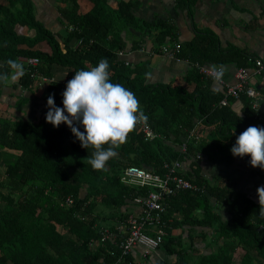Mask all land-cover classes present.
<instances>
[{
  "label": "trees",
  "instance_id": "16d2710c",
  "mask_svg": "<svg viewBox=\"0 0 264 264\" xmlns=\"http://www.w3.org/2000/svg\"><path fill=\"white\" fill-rule=\"evenodd\" d=\"M6 1L7 5L0 4V75L7 79L0 81V97L5 87L19 94H33L41 85L33 74L51 77L59 66L65 76L47 84L44 102L52 94L55 105L62 107L61 93L75 72L107 59L111 82L122 84L135 94L156 136L152 140L146 138L137 124L127 142L116 150L117 155L97 171L87 163L93 150L82 148L67 125L61 123L54 128L47 123L46 113L36 119L0 116V164L5 166L4 172L0 171V264H144L145 260L136 262L132 254L121 257L111 239L102 242L100 228L108 227L116 233L119 219L126 230V220L132 212L129 208L137 206L135 199L150 190L124 184L121 177L126 167L138 166L161 175L168 171L165 164L171 166L176 161L182 164L177 174L202 191H178L165 200L164 221L168 220V225L163 250L176 256L175 264H192L182 237L170 229L185 225L207 227L218 221L214 238L223 243L217 244L219 252L202 262L219 264L223 257L221 264H230L232 257L224 252L230 248L227 240H231L244 250L240 254L242 264H264V227L259 228L264 226V216L260 214L264 202L257 204L237 191L234 179L213 184L201 174L199 165L204 156L222 168L238 167L239 162L250 166V157H234L230 148L247 127L264 124L258 123L256 112L244 96L238 99L239 112L233 98L221 106L224 89L212 87V79L200 75L195 67L200 64L223 69L235 65L250 71L255 69L258 58L231 46L223 47L217 35L206 31L195 30L191 40L180 41L178 30L167 18L156 17L149 22L138 19L137 0H122L114 7L107 0H92L93 7L86 13H80L76 0H56L62 8L61 20L69 31L66 40L37 22L32 0ZM175 1L181 9L190 7L186 0ZM20 24L35 34H17L15 26ZM147 36L155 52L162 53V45L177 46L175 56L190 63L184 77L187 86L152 82L149 59L125 63L117 54L120 50L144 47ZM42 41L50 52L37 48ZM25 58H38V66L30 68L21 62ZM8 60H15L24 68V74H19L11 85L8 82L16 71L7 64ZM27 100L22 94L16 109L22 112ZM198 123L199 132L193 133L191 130ZM201 124L209 131V139H201ZM185 141L186 150L182 151L180 145ZM198 154H202L200 159ZM66 197L73 198L69 206L61 205ZM223 206L232 216L229 221H222L219 215ZM174 212L182 219L169 218ZM60 226L63 232L59 231ZM253 250L257 252L255 258Z\"/></svg>",
  "mask_w": 264,
  "mask_h": 264
},
{
  "label": "crops",
  "instance_id": "0c3cea01",
  "mask_svg": "<svg viewBox=\"0 0 264 264\" xmlns=\"http://www.w3.org/2000/svg\"><path fill=\"white\" fill-rule=\"evenodd\" d=\"M122 0H107L111 6H116ZM127 1V0H124ZM189 8H179L175 0H137L138 4L135 9V15L143 21H151L156 17L167 18L172 22L178 30L180 41L191 40L195 35V30L201 32L214 33L218 36L223 47H234L250 53L253 57L264 61V0H186ZM34 15L39 24L45 28H50L60 34L62 40H66L69 36V31L61 20V6L56 0H32ZM79 6L80 13H86L93 7L92 0H76ZM0 4L7 5L6 0H0ZM15 31L19 35L33 36L35 31L29 29L27 25H16ZM144 47L127 51L122 57L128 62L140 63L150 60V80L152 82L186 85L185 75L186 68L190 65L186 61H175L169 59L165 55L153 50V43L149 36L146 38ZM132 42L131 37L128 39ZM131 44V43H129ZM37 48L50 52V47L45 41L39 42ZM24 62V59H21ZM251 74V85L255 88L264 89V79L261 75L256 74L254 70L249 69ZM236 66L227 65L222 69L224 79L233 84L235 82ZM54 79H62L65 76L64 69L55 67ZM10 77L8 85L17 81L19 74ZM52 77V76H51ZM213 81V80H212ZM50 83V82H49ZM48 83V84H49ZM215 89H223L221 85L215 81L212 82ZM47 83H43L33 90V94L28 91L15 92L11 87H5L0 97V116L7 118H18L22 115L29 119L41 118L46 113V104L44 102ZM190 85H188L189 87ZM191 87V86H190ZM24 94L27 97V102L24 103L22 112L15 107L17 100ZM234 108L237 112L241 109L240 100H236ZM258 123L264 124V105H262L256 113ZM202 125V124H201ZM203 128V125H202ZM201 139H209V131L204 127L201 131ZM215 138L212 137V139ZM201 174L210 180L213 184L219 185L220 180L234 179L236 181V189L240 191L257 204L264 202V195L257 194V189L264 187V171L259 167L253 168L245 165L242 162L234 165V167L222 168L213 164L210 160L203 156L200 163ZM218 183V184H217ZM227 206L221 207L219 215L222 221H229L231 214ZM132 212L137 210L136 206L130 207ZM131 212V211H130ZM169 218L181 220L182 216L178 213L169 214ZM202 214L199 212L198 217ZM117 220V219H116ZM121 222L118 219L116 223ZM122 223V222H121ZM119 225V224H118ZM218 221H214L213 225L207 227H184L171 228L170 231L174 235H180L183 239V246H190L191 263L197 264L200 257L201 261L204 258L211 257L219 252L217 244H222V240H216V230ZM193 229V230H192ZM63 230V229H62ZM60 231V230H59ZM192 232V238L189 234ZM230 248L224 252V255L232 257L230 264H242L241 259L244 253L242 246L236 242L227 240ZM234 243H236L234 245ZM235 246V247H234ZM196 256V258H194ZM132 257L136 262L145 260L144 264H158L162 261L168 264H175L177 258L175 255H169L163 247H160L157 252L143 259L140 254V249H136L132 253ZM252 257H257V252L253 250ZM223 257L220 259L221 264ZM254 264H258L256 261Z\"/></svg>",
  "mask_w": 264,
  "mask_h": 264
},
{
  "label": "clouds",
  "instance_id": "9594fccd",
  "mask_svg": "<svg viewBox=\"0 0 264 264\" xmlns=\"http://www.w3.org/2000/svg\"><path fill=\"white\" fill-rule=\"evenodd\" d=\"M7 64L18 74H24L23 65L17 61L8 60ZM38 78L40 84L49 83ZM6 79L7 76L0 75V81ZM61 96L62 107L55 105L52 94L48 96L45 121L54 128L61 123L67 125L82 148L93 150L87 158L93 170H103L117 155L116 150L127 142L129 133L147 119L135 94L122 84L111 82L107 59H101L90 69L76 71ZM230 152L234 157H250V166L264 171V127H247L236 137ZM258 193L264 195V187L258 188ZM260 214L264 216V207Z\"/></svg>",
  "mask_w": 264,
  "mask_h": 264
},
{
  "label": "built area",
  "instance_id": "2783aa9c",
  "mask_svg": "<svg viewBox=\"0 0 264 264\" xmlns=\"http://www.w3.org/2000/svg\"><path fill=\"white\" fill-rule=\"evenodd\" d=\"M69 29L73 30V27H70ZM161 50V54L165 55L169 59H173L177 62L181 61V59L175 56L177 46L172 48L167 45H162ZM126 52L127 51L120 50L117 54L122 58ZM24 61L30 68L37 67L39 64L38 58H25ZM184 61L188 62L187 60ZM125 63H128V61ZM195 67L200 75L210 78L222 86L224 89V97L219 102L221 106H226L229 98L238 100L242 96L249 100L251 109L256 113L259 108L264 105V89H257L251 85V74L245 68L241 67L237 69L234 76L235 82L231 84L224 79L222 69L220 67H208L200 64H196ZM254 72L261 75L264 79V61L261 59L256 60ZM33 75L40 77L42 82L54 81L53 78H46L44 76L41 77L38 72H35ZM139 125L144 131L146 138L152 140L156 136V134H154L149 128L146 121L139 123ZM199 126L200 123L196 124L194 129L191 131H193V133H195L194 131L199 132ZM180 149L182 151L186 150V141L180 145ZM201 157L202 154L197 155V158L200 159ZM181 166L182 164L177 161L171 166L165 164L164 169L167 168L168 171L161 175L151 173L138 166L132 165L126 167L121 177V181L124 184L141 188L150 187V190L144 197L135 199V202L137 203V210L128 215L126 220V230L121 227V222L118 223V232L116 233L109 230L110 228L108 229V227L100 228L102 242L106 239H111L118 247L121 257L132 254L136 249H140V254L143 259L157 252L166 236L165 227L168 225V220L164 221L167 207L165 200L167 201L178 191H200L201 189L198 185L193 184L191 181L177 174V172L180 171L179 169ZM72 203L73 198L66 197L62 200L61 205L69 206ZM263 227V225H259L260 229ZM122 233L123 235L120 236Z\"/></svg>",
  "mask_w": 264,
  "mask_h": 264
},
{
  "label": "rangeland",
  "instance_id": "374dc122",
  "mask_svg": "<svg viewBox=\"0 0 264 264\" xmlns=\"http://www.w3.org/2000/svg\"><path fill=\"white\" fill-rule=\"evenodd\" d=\"M12 75L14 76L15 73H14V74L12 73ZM12 75H11V76H12ZM4 170H5L4 163L1 162V164H0V171L3 173ZM107 210H110V209H107ZM107 213H108V215L111 214L110 212H107V211H106L105 214H107ZM106 222H111V220H110V219H107ZM62 229H63V228L60 226V227H59V230H60L61 232H63ZM64 232H65V231H64ZM184 248H185L186 250L190 251V246H188V245L185 244V245H184ZM194 258H196V256H194ZM197 259L199 260V262H197V264H199L200 262H201V264H206V263H204V262L201 261L200 257L197 258Z\"/></svg>",
  "mask_w": 264,
  "mask_h": 264
}]
</instances>
